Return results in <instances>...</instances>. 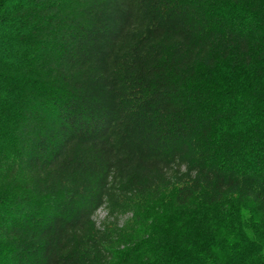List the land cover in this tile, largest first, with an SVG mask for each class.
I'll use <instances>...</instances> for the list:
<instances>
[{
  "label": "trees",
  "instance_id": "16d2710c",
  "mask_svg": "<svg viewBox=\"0 0 264 264\" xmlns=\"http://www.w3.org/2000/svg\"><path fill=\"white\" fill-rule=\"evenodd\" d=\"M6 3L13 7L6 11ZM262 29L264 0H0V40L15 45L14 54H0V93L22 92L35 82L30 99L8 98L19 104L20 171L66 149L82 186L75 197L49 202L0 172V240L12 245L10 238L21 233L36 237L27 245L31 260L13 250L6 264H78L64 249L81 228L95 253L92 264H109L110 258L112 264H244L257 247L253 233L240 250L229 239L240 240L241 229L250 227L259 238L252 221L264 218V185L254 192L257 181L237 180L234 172L216 167L221 157L243 153L250 137L246 116L223 104L242 87L217 92L212 71L231 56L226 67L242 86L251 53L264 40ZM209 153L216 163L206 164ZM181 182L193 190L203 182L205 204L237 185L240 205L253 193L258 203L252 216L234 209L237 226L219 241L213 233L219 213L197 219L196 211L174 215L160 203L141 215L134 201L147 186ZM190 194L188 187L178 189L175 203L184 204ZM100 211L106 215L97 224ZM129 216L136 247L118 252L132 237L113 226ZM212 248L227 258L221 261ZM253 264L264 262L257 255Z\"/></svg>",
  "mask_w": 264,
  "mask_h": 264
},
{
  "label": "clouds",
  "instance_id": "9594fccd",
  "mask_svg": "<svg viewBox=\"0 0 264 264\" xmlns=\"http://www.w3.org/2000/svg\"><path fill=\"white\" fill-rule=\"evenodd\" d=\"M12 7L13 5L10 3L4 5L6 11ZM237 10L239 11V9ZM261 36H264V29L261 30ZM14 52V44L9 45V43L0 40V54L7 55L8 53L14 54ZM257 56L260 57L259 61L256 60ZM230 60L231 56L228 58V61ZM228 61L218 62V71H212V78L218 81L220 85L216 90L217 92L229 88L240 89L242 87L243 91L235 99L225 97L223 104L225 106L229 104L237 106L238 111L246 116L247 123L245 132L248 133L250 140L248 147L240 155L228 160L221 157L219 162L216 163L213 161L211 153H209L206 164L216 163V167L221 171L234 172L237 180H243L247 177L257 181L253 185V188L254 192H259L261 190L260 186L264 185V40H261L260 47L251 53V63L245 69L247 79L244 80L242 86L235 81L234 75L226 67ZM12 62V60L9 61V63ZM257 69L261 72L258 77L256 76ZM225 76H228L229 79H224ZM34 83V81H29L22 92H19L17 89H10L7 96L0 93V165H3L0 172L7 171L9 173V183H26L29 192L34 188L37 189L40 195L44 199L49 200V202H55L58 198L67 200L69 197H75L82 190V186L77 175V170L72 164V156L67 154L66 149L56 153L54 159L50 162L32 170H25L23 173L20 171L19 161L22 157V146L19 143V128L15 119L16 109L19 104L10 103L8 98L20 95L26 100L30 99L28 95L30 91L29 85H33ZM245 103L247 104L246 109L244 107ZM209 136L212 137L213 134L210 132ZM182 187H188L191 194L184 204H176L175 194ZM207 192L208 189L203 182L194 190L190 183H173L167 187L162 184L153 183L147 186L142 193H139L140 199L134 202L139 204L141 215L148 213L152 205L160 203L168 206L170 212L174 215H187L190 212L196 211L199 213L197 219L202 215L212 217L219 213L218 219L214 222V238L217 241L228 238V234L237 226L236 220L232 218L236 214L234 209L241 207L239 185H237L236 191L231 192L229 195L223 197V199L205 204L204 197ZM145 198L151 201V205L144 204ZM244 203L246 207L243 208V212L248 216H252L253 214L250 210L255 208L258 203L254 197V193L248 195ZM194 204H198L200 207L194 210ZM252 222L258 226L259 238L255 235L256 230L250 227L241 229L242 237L240 240H237L235 237L229 239V243L238 244L239 248L237 250H240L248 247V234L253 233L251 242L257 247L244 257V264H253L257 259V255L264 262V218L254 217ZM134 223V218L129 216L123 224L113 226L117 228V231H121L122 234H127L132 237V242L127 246L121 244L117 249L118 252H124L125 247L135 249L138 238L133 233ZM92 230L97 231L94 225L92 226ZM150 238H152L151 234L143 237V239ZM10 239L16 243L10 245L8 239L0 240V264H6L8 255L13 250L21 252L26 260H31V256L27 255L31 249L27 248V245L29 243L35 244L36 237H33L31 232H26L21 233L20 236L11 237ZM155 241L160 246H163L165 243L163 237L159 234L156 236ZM110 246L115 247V244ZM212 251L216 252L221 261L227 258L225 254L220 253L216 248H212ZM64 253L74 257L78 264H92L95 253L91 250L87 242V233L84 228H81L79 232L75 233L74 243L68 248H65ZM131 255H136V252H131ZM199 255L203 256L204 253H200ZM231 255L234 256V254ZM175 259L176 257L173 256L172 260L175 261ZM205 259L208 258L205 257ZM109 264H112L111 258L109 259ZM181 264H183L182 261Z\"/></svg>",
  "mask_w": 264,
  "mask_h": 264
},
{
  "label": "rangeland",
  "instance_id": "374dc122",
  "mask_svg": "<svg viewBox=\"0 0 264 264\" xmlns=\"http://www.w3.org/2000/svg\"><path fill=\"white\" fill-rule=\"evenodd\" d=\"M244 207H246V205L244 204V205H241V207L240 208H235L236 210L238 209V211H239V213H243L244 215H246L244 212H243V208ZM252 210V209H251ZM250 210V211H251ZM105 212L104 211H100L99 213H97V215H96V217H95V221H96V223L97 224H99L100 222H102L103 220H104V217H105ZM163 215H165V213L163 214ZM124 221H125V219H123V220H121V224H123L124 223ZM133 228H134V226H133ZM156 235H158V233H156ZM146 245H144V246H140L136 251L138 252V253H140V254H142L143 253V248L145 247Z\"/></svg>",
  "mask_w": 264,
  "mask_h": 264
}]
</instances>
